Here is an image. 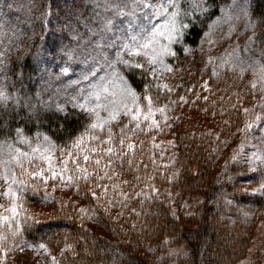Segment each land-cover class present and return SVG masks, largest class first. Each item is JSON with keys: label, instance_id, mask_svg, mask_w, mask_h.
<instances>
[{"label": "trees", "instance_id": "trees-1", "mask_svg": "<svg viewBox=\"0 0 264 264\" xmlns=\"http://www.w3.org/2000/svg\"><path fill=\"white\" fill-rule=\"evenodd\" d=\"M229 1L231 0H214L213 19L218 17L220 8ZM65 2V0L62 2L35 0L38 8L41 5L43 7L40 10H33L30 14V29H33V35L31 38L26 36L18 43L7 58L6 78L19 103L13 99L7 103H0V142L6 139L12 140L16 129L20 128L26 136L45 134L58 148L72 149L70 136H78L84 131V126L91 123L85 116L78 115L80 111L73 107L66 108L71 115L65 118V114L59 112L54 105L37 102L41 82L36 58L40 52L38 45L45 32L44 20L47 16L41 15V12H57L60 17H66V13L69 15L74 13V0L71 4L68 3V6ZM212 2L213 0H209V3ZM65 11L66 13H63ZM261 12H264V0H251V19L253 25H257L255 30L258 28L253 40L259 52L264 48V23H260ZM210 22L211 20L205 17L196 19L184 41L188 49L200 44ZM48 40V38L44 39L47 42ZM179 47V45L174 47L179 59L167 60L175 69L184 68L188 62L187 53L180 51ZM199 73L201 71H197L198 77H200ZM140 81L137 71L135 81L130 83L136 87L138 93L143 87ZM176 86H178L176 90L167 98H165V90H161V105L168 104L169 100L176 101L169 106L168 112L172 121L176 122L174 145L168 152L170 157L168 159L166 156L160 157L154 149H151L149 136H138L139 148H136L132 165L129 166L127 161H120L119 165L115 163L113 166L115 172L123 174L124 181L128 182L123 184L125 186L123 192L130 194L131 198L125 201V197L122 196L120 203H126V206L115 204L109 208V211H104L105 205L100 201L102 207L95 213L97 212L101 217L100 224L111 238L107 239L95 234L88 227V224H91L88 217L85 216L81 220L70 204L63 202L67 207L61 209L59 206L50 218L35 220L36 223L30 221L31 226L23 232V239L30 243H45L53 253H59V260L64 261V264H106L115 259L120 260V264H153V262L167 264L175 257L182 258L179 255H167L171 245L186 248L188 264H241L251 244L250 226L256 222L255 218H251V213L264 219V200L250 199L242 196L238 191L246 187H255V183L248 185L233 182L223 186L229 193L227 199L232 200L231 204H226L225 197L220 195L217 176L226 162L229 175L235 176L242 170L247 172L246 166L241 169L229 160L230 154L237 148H242L245 154H249L254 146H264L261 143L252 144L256 142L255 138L261 136L260 125L262 128L264 124L254 125L248 136L242 132V138L239 139L241 142L228 152L229 155L221 157L222 145L228 147V144H213L214 136L219 131L225 133L228 130L236 135L235 125L245 119L244 123L238 126V130L243 129L245 122L250 119L249 116L242 110L234 112L230 101L227 103L228 100L224 97L223 100L219 99L220 96L229 93L224 89L223 94L218 93L213 98V103L211 100L204 102L207 115L211 114V110L208 109H212L214 104L217 105L214 111L216 127L200 126V116L189 108L188 98L186 97L184 104L178 100L179 96H184L189 84L182 83ZM29 103L32 105L31 108L27 106ZM115 123L110 127L118 134L120 129L114 126ZM140 141H144L143 145ZM212 144L217 147L212 148ZM150 157L155 159V167ZM145 165H147L146 169ZM148 176H152L153 179L147 181L145 178ZM136 177L141 179L137 180ZM110 182L108 181L109 184ZM114 183L118 181L114 180ZM148 183L158 191L165 189L170 193L171 203L178 210L177 215L170 212L169 201L165 195L149 192L146 187ZM110 190L112 191L111 188ZM142 190L143 194H141ZM111 193L113 196V191ZM145 194L150 198L145 199ZM195 194H201L203 198L198 213L184 215L180 208L181 202L189 200ZM28 196L31 202H39L43 198L40 193L28 194ZM90 205L91 202L88 207ZM86 210L89 212V209ZM69 216L72 218H67ZM65 242L75 245V253L68 251L61 255L62 250L65 249Z\"/></svg>", "mask_w": 264, "mask_h": 264}, {"label": "snow or ice", "instance_id": "snow-or-ice-1", "mask_svg": "<svg viewBox=\"0 0 264 264\" xmlns=\"http://www.w3.org/2000/svg\"><path fill=\"white\" fill-rule=\"evenodd\" d=\"M15 4V8L13 7ZM132 5L129 6L128 0H103V4L97 3V7H103L105 12L110 9L115 15H125V9H127V15L129 17H137V9L141 12L148 10L144 20L151 21L153 18H159L162 23L150 24L149 27H141L140 32L137 35H133L128 39H119L110 41L108 45H102L100 41L93 43L88 41L82 46L78 44L76 49L68 46L65 50V56L67 57L65 64L68 65L70 61L79 60L84 67L80 73V79L71 81V83L79 86L81 82H87V88H80V94L73 97L70 101L73 104V109H80L78 115H83L86 119L90 120V124L84 126V131L78 136L71 137L72 149L58 148L55 144L51 143L49 137L44 136L43 140L48 144L47 148H42L40 143H36V146H32V142L24 135L22 129H16V138L21 144H27L30 151H23L20 147H14L13 144L8 143L7 139L0 144L6 145L9 152L14 153L11 159L16 161L19 166V172L13 171L9 166L11 160L0 161L3 163V171H0V180H3L7 185V190L2 195L9 197L13 203L11 206L6 207L4 204H0V208H4V213H0V225H3V230L0 231V246L9 251L22 250L24 247H32L27 241L20 243L23 237V232L30 227L29 221L36 223L30 216H25L21 221L18 213L20 204L18 201L24 199V193L29 191V185H32L31 190L38 192L39 184L42 183L45 187L49 185V181H52V187L55 188V181H60L65 187L75 185L77 193L81 191L79 182L83 179L85 182L92 180L94 186L100 189L99 192L91 191L90 195L97 201L99 205L100 201H104V211H109V208L116 203H120L114 198L108 197L109 188L112 189L114 197L124 196L125 201L130 199L131 196L123 191H118L115 183L105 185L101 183L103 180L113 181L117 177V173L114 169L115 162L127 161L129 166L132 165L135 158L137 145L131 139H128V134L133 136L137 132L147 133L149 131H157L160 134L164 133L162 127V121L167 124L170 117L168 116L169 106L175 104L176 101L169 100L168 104L161 105V90H165V98L176 90L178 86L163 84L161 85L157 79V66L163 67L168 72H175L176 69L172 64H166L165 59L171 57L174 60H178L177 51L173 50V45H179V50L188 52L189 49L185 45L187 32L192 26H194L198 16H204L206 19L211 20V23L207 25L209 30L215 25L221 23L222 20L231 21L233 17L222 16L216 19L212 18V13L215 10L214 0L209 3V0H132ZM43 6L37 7L35 0H20L19 3L16 0H0V19H3L11 11L16 13H25L26 15L33 10H40ZM230 7H238L239 11L235 19H240L241 16L248 17L251 10V0H234L233 5ZM7 10V11H5ZM221 12H224V8H220ZM41 15H48L47 11L41 12ZM260 23H264V12H261ZM67 27L70 35L73 38L79 37L80 33L73 27L72 20L75 19V23L79 25L83 22V26L90 32L95 31L92 24H96V28L103 32H113V21L108 16L101 17L98 13H94L93 16L86 18L82 15L71 13ZM188 23H185V21ZM98 21V23H97ZM143 23V21H141ZM203 23V21H201ZM251 25V21H246L245 27ZM257 25H253L256 27ZM139 27V25H137ZM128 29H133L132 20L128 21ZM3 31L0 26V32ZM229 34L233 31L230 25ZM209 32H205L204 36L207 37ZM102 39V38H101ZM252 37L249 41H252ZM130 40V42H129ZM161 41H165L162 43ZM211 43V41H209ZM109 48L114 51H108L107 54L101 49ZM240 51L245 53L249 52L248 44L246 43ZM6 59L4 51H0V69L4 67V61ZM252 58L249 56L248 60ZM232 63L239 66L241 74L246 71H253L254 81L250 82L253 89L259 87L264 92V48L260 51V60L252 61L248 63L240 56H232ZM137 71L141 78V84L143 87L140 92H137L136 87L133 86L130 81H135ZM69 72V66L61 67V75ZM103 73V75H102ZM22 78V73L19 74ZM213 75H216L215 69ZM128 77L126 79L125 77ZM151 77V79H149ZM119 82V90L112 91L110 95L112 97H119L118 99H112L108 103L101 104L99 101L103 94L105 98L109 95V83L116 84ZM204 90H210L209 84L206 81L202 85ZM155 89V91H153ZM147 93V94H145ZM13 99L16 103L19 100L16 97H10V94L6 91L2 84H0V101H8ZM95 99L96 103H91ZM205 101L208 97H204ZM180 101H185L184 96H179ZM81 101H83L81 103ZM28 107H32L29 103ZM57 110L65 114V118L71 115L63 105H57ZM234 109L235 105L232 106ZM260 112H253L248 108H244L243 112L249 116V121L245 122L242 131L245 136L250 134L254 125L260 123L264 124V104L260 106ZM98 109H103L107 112L106 117H102ZM239 111V110H237ZM157 114L162 118L158 119ZM216 113H214L215 115ZM115 121V127L120 129L119 133H115L112 127H108L105 132V125ZM227 123V122H225ZM171 128L172 125L168 124ZM210 134V133H209ZM85 136L92 142L89 147L85 149V153L81 155V148L85 146ZM155 137H153V140ZM39 140V134H37V141ZM217 140L219 137L217 136ZM261 144L264 145V129L261 130V136L259 137ZM144 141H140L143 145ZM167 143L173 144V141ZM225 145L227 141L223 142ZM107 145V147H104ZM157 147V145H153ZM53 152H60L61 155L57 157L56 165L53 164ZM36 154H39L38 156ZM163 156V153L160 154ZM32 157V159H29ZM67 157V159H65ZM132 157V158H129ZM21 158L29 159V167L31 171L24 166ZM35 159H39L42 162L47 163V169L41 168L34 163ZM153 166L155 167V159L150 157ZM229 160L237 167L243 169L247 167V172L243 170L238 172L235 176L228 174V163L224 165L223 170L217 176V183L220 185V195L225 197V203L231 204L232 200L227 199L229 193L224 190V184H232L233 182H240L251 185L255 183V187L239 189L238 191L242 196H246L250 199H262L264 200V146L258 148L251 154H245L242 148H237ZM83 161V164L81 163ZM71 164V168H69ZM59 165V167H57ZM89 167L92 168V172H89ZM145 169L147 165L144 166ZM103 172V175H101ZM178 175V174H177ZM140 180L141 177H136ZM147 181L153 179L152 176L145 178ZM172 179V177H168ZM122 183H128L124 181ZM149 192H157L151 183L146 184ZM16 189L14 191L13 189ZM19 193V194H18ZM143 194V190L142 193ZM87 195V193H86ZM150 198L145 194V199ZM44 199H50L47 195ZM69 201L67 204H71ZM67 204L61 203V209L67 207ZM121 207H125L126 203H120ZM73 211L76 216L81 220L87 216L88 218H94L83 207H75L73 205ZM10 213V215L5 214ZM67 218H72L71 216ZM11 241V245L9 242ZM43 252H48L50 249L45 243H39L35 245ZM71 251L75 253V245L65 242V249L62 250L63 256L66 252ZM87 251V249H85ZM2 260V258H0ZM50 264H60V261L53 256ZM155 264V262H153Z\"/></svg>", "mask_w": 264, "mask_h": 264}, {"label": "rangeland", "instance_id": "rangeland-1", "mask_svg": "<svg viewBox=\"0 0 264 264\" xmlns=\"http://www.w3.org/2000/svg\"><path fill=\"white\" fill-rule=\"evenodd\" d=\"M63 0H59L62 2ZM66 5L68 3L71 4L72 0H65ZM12 2V0H9ZM17 3L20 0H16ZM97 3L103 4V0H74V13L82 15L86 18L93 16L94 13H98L101 17L108 16L113 21V32H103L102 30L96 28V24H92L91 27L96 29L95 31H88L84 26L83 22L79 25L75 23V19L72 20L73 27L78 30L80 33L79 37L73 38L69 31H68V21L71 18L69 13H66V17H60V14L57 12L49 11L48 15L44 20V27L45 32L42 37V41L38 45V51L40 52L37 55V65L39 70V79L41 82V86H39V97L38 103H50L55 107L59 105H63L67 107H73V104L70 102L73 97H76L80 94V88H87V82H81L79 86L76 84L71 83V81H76L80 79V73L84 64H82L79 60L70 61L68 65L65 64L67 57L65 56V50L68 46H71L73 49H76L78 44L83 45L88 41H92L95 43L96 41H100L102 45H108L110 41H115L117 38L119 39H128L133 35H137L140 32L141 27H149L150 24L162 23L159 18H153L150 22L144 20L143 18L147 15L148 10L141 12L137 9V19L136 17H129L127 15V9H125V15H115L113 11L110 9L108 12L104 11L103 7H97ZM234 0L227 2L223 8L224 12L220 11L218 17L222 16H231L233 19L231 21L222 20L221 23L215 25L209 30L207 27L205 32H209L207 37H203L200 44L197 45L195 48H190L187 53V65L184 68L176 69L175 72H168L163 67L157 66V79L158 82L163 85L165 83L170 85H178V84H189L188 88L186 89L185 93L183 94L186 100L188 98L187 105L191 110L197 113L200 116V126L205 128L216 127V115H214V111L217 109V105H213L211 110V114L207 115V110L204 109V97H208V100H211L213 103V98L217 96V94H223L224 89L227 90L229 93H225L219 97L220 100L224 99L228 100L227 103L230 101L231 107L233 105L236 106L234 112L237 110H242L244 108H248L253 112H260V105L264 104V92L260 90L259 87L253 89L251 87L252 81H254V74L253 71H246L241 74L239 70V66L231 62L233 53L235 55L240 56L241 58L245 59L248 63H252V61H259L260 60V52L257 50V46L252 39L249 41V38H254L255 33L257 32L258 28L255 30L253 27V22L251 19V10L248 17L241 16L240 19H235L238 14V7L233 8L230 7L233 5ZM129 6L132 5V0H128ZM15 8V4L13 6ZM7 11V10H5ZM30 14H25L23 12L16 13L14 10L9 12L7 15L0 19V26H2L3 31L0 32V51H4L6 59L4 61V67L0 69V84L6 89V91L10 94V97L15 96L12 93V87L6 78V64L7 58L12 49H14L18 43L22 42L24 38H31L33 35V29H30ZM204 16H198V18H202ZM129 19L132 20L133 29H128V21ZM250 20L251 25L245 27L246 21ZM143 21V23H141ZM98 23V21H97ZM185 23H188L186 20ZM211 23V22H210ZM209 23V24H210ZM139 25V27H137ZM230 25L233 28V31L229 34V27ZM30 31V32H29ZM29 32V33H26ZM45 37V38H44ZM49 39L48 42L44 41V39ZM102 38V39H101ZM29 41V40H28ZM211 41V43L209 42ZM130 42V40H129ZM164 43L165 41H161ZM248 44V48L250 49L249 52L245 53L240 51L245 44ZM45 44V45H43ZM176 45H173V50ZM107 54L108 51H114L113 49L103 48L101 49ZM251 57V60H248V57ZM171 57H167L165 59V63H168V59ZM69 66V72L61 75V67ZM197 67V68H194ZM195 72H193V70ZM215 69L216 75H213V70ZM197 71H201L200 77H198ZM103 75V73H102ZM126 78V77H125ZM208 82L210 90H204L202 85L205 82ZM109 95L107 98L102 94L100 103L105 104L108 103L112 99H118L119 97H112L110 93L112 91L119 90V82L117 81L116 84L109 83ZM231 94V95H229ZM11 99V98H10ZM9 99V100H10ZM8 100V101H9ZM179 100V99H178ZM8 101H0V103H7ZM180 101V100H179ZM83 101H81L82 103ZM181 104H184V101H180ZM91 103H96L95 99L91 101ZM212 106V105H211ZM57 108V107H56ZM77 110L80 111L79 108ZM100 115L102 117L107 116V112L103 109H98ZM172 118H174V115ZM169 116V115H168ZM176 116V115H175ZM170 117V116H169ZM157 118H162L157 114ZM245 119L242 122H239L235 125L236 128V135L233 131L228 130L225 133L219 131L216 136H214V143L223 144L224 141H227L228 147L222 145L221 148V157H225L228 152L239 144L241 141L239 140L242 138V131H238V126L240 123H244ZM115 121L110 124L105 125V132L108 127H110ZM168 124H171L172 127L169 128ZM175 124L171 117L167 124H164L162 121V127L164 129V133L160 134L157 131H149L146 134L143 132H137L134 136L129 133L128 139H131L138 145V136H149L150 138V148L154 149L160 157L166 156L168 159L170 157V150L173 148L174 144L167 143L168 141H173V135L175 131ZM229 129V128H228ZM264 129V127L260 130ZM257 132V131H256ZM25 135V134H24ZM26 136V135H25ZM46 136L45 134H39V140L37 141V134L34 137L26 136L30 142H32V146L35 147L36 143H40L42 148H47L48 144L43 140V137ZM217 136L219 140H217ZM244 136V135H243ZM48 137V136H47ZM153 137L155 139L153 140ZM85 146L81 148L80 152L81 155L85 153V149L90 146L92 142L89 141L88 137L85 136ZM51 143L53 141L49 138ZM256 142L254 143H261L259 137L255 138ZM3 142V141H2ZM8 143L13 144L14 147H20L23 151H30L27 144H21L19 140L16 138V133L12 140L7 141ZM54 144V143H53ZM157 145V147H153V145ZM212 144V148H216ZM56 145V144H55ZM57 146V145H56ZM58 147V146H57ZM107 147V145H104ZM262 146H254L252 151L249 153L256 151L258 148ZM139 148V146H137ZM72 150V149H70ZM74 151V149H73ZM163 153V156L160 154ZM14 153L9 152L6 145L0 144V161L3 160H11L10 167L13 171L19 172V166L16 164L14 159L11 157ZM37 156L39 154H36ZM61 155L60 152H53V164L56 165L57 157ZM229 155V154H228ZM230 154V156H232ZM32 159V157H29ZM29 159L21 158L22 163L29 171L31 168L29 167ZM67 159V157H65ZM34 163L39 165L41 168L47 169V163L42 162L39 159H35ZM83 164V161H81ZM116 164H120V161H116ZM59 167V165H57ZM4 165L0 162V171H3ZM69 168H71V164H69ZM89 172H92V168L89 167ZM117 173V177L114 180L118 181L115 183L117 186L118 191H123L125 186H123L125 177L123 174ZM103 175V173H101ZM121 175V176H118ZM114 180L110 182L114 183ZM109 180H103L101 183L105 185H109ZM52 181H49V185L45 187L42 183L39 184L38 192H33L31 190L32 185H29V191L24 193V199L22 201H18L20 207L18 208V213L20 215L21 221L27 215L32 217L34 220H46L52 216L54 211L61 205L62 202H69L71 208L73 209V205L75 207H83L89 209L91 216L94 218H88L91 221V224H88V227L97 235L103 238L110 239L111 235L102 227L100 224L101 217L95 211L100 209L102 206L97 204V201L93 199L90 195L91 191L99 192L100 189L94 186L92 180H88L85 182L83 179L80 180L79 186L81 191L77 193V189L75 185L65 187L61 184L60 181H55L56 187L53 188ZM8 185L3 181L0 180V204H4L6 207L11 206L13 201L2 193L7 190ZM16 191V189H13ZM112 191L108 190V197L114 198L119 202H122V196H112ZM168 198L170 205V212L173 215H177L178 210L174 207L171 203V199L169 197V192L167 190L162 189L157 191ZM155 192V193H157ZM42 194V200L39 202H31L28 194ZM87 193V195H86ZM19 194V193H18ZM47 195L50 199L45 200L44 196ZM41 196V195H40ZM203 198L201 194H195L189 200H185L181 202V211L184 215L190 216L198 213V210L201 206ZM91 205L88 207V204ZM101 203L104 204V201L101 200ZM120 204V203H116ZM0 213H4V208H0ZM10 215V213H5ZM251 218H255V224L250 226L251 232V244L248 249V252L242 261L241 264H264V219H260L257 214L251 213ZM31 221V220H30ZM29 221V222H30ZM3 230V225H0V231ZM26 241L23 239L20 243ZM28 242V241H27ZM29 244L33 245L32 247H24L22 250L18 251H9L3 246H0V264H50L51 258L55 256L59 260V253L55 254L56 252H52L51 250L48 252H43L35 245H38L37 242H28ZM11 245V241L9 242ZM152 251V249H150ZM168 256H181L182 258L175 257L173 261L171 260L170 263L167 264H188L187 260V250L183 246H175L171 245V247L167 250ZM60 261V260H59ZM120 260L115 259L106 264H120ZM60 264H64V261ZM105 264V263H104Z\"/></svg>", "mask_w": 264, "mask_h": 264}]
</instances>
